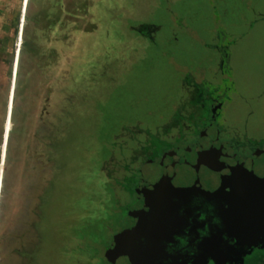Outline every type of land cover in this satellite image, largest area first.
Listing matches in <instances>:
<instances>
[{"label":"rangeland","instance_id":"374dc122","mask_svg":"<svg viewBox=\"0 0 264 264\" xmlns=\"http://www.w3.org/2000/svg\"><path fill=\"white\" fill-rule=\"evenodd\" d=\"M0 8V26L9 25L1 36L16 47L14 69L0 66V264H108V251L132 236L128 202L114 198L104 167L115 136L160 127L182 77L213 67L219 39L233 42L240 92L228 119L250 133L264 128V0H0ZM149 24L153 39L138 31Z\"/></svg>","mask_w":264,"mask_h":264},{"label":"flooded vegetation","instance_id":"af4514ba","mask_svg":"<svg viewBox=\"0 0 264 264\" xmlns=\"http://www.w3.org/2000/svg\"><path fill=\"white\" fill-rule=\"evenodd\" d=\"M261 17L264 21V13ZM157 29L149 24L138 31L153 39ZM218 42L213 67L182 77L180 94L167 120L154 132L134 125L127 129L136 135H116L119 141L104 167L118 190L114 198L122 196L128 202L125 214L131 223L127 228L132 231L150 205L163 202L187 185L206 186V197H196L187 205V216L161 232L160 239L151 237L150 247L158 241L169 252L195 250L214 226L226 229L223 225L228 221L222 224L220 220L223 215L232 218L227 226L234 235L230 247H247L239 257L207 256L202 263L183 256L177 261L153 259L149 263L144 259L142 264H264V128L250 133L246 125L228 119V109L240 92L230 66L233 42ZM248 213L253 220H245ZM131 234L123 246L134 238ZM181 238L186 243L181 244Z\"/></svg>","mask_w":264,"mask_h":264},{"label":"water","instance_id":"95a60500","mask_svg":"<svg viewBox=\"0 0 264 264\" xmlns=\"http://www.w3.org/2000/svg\"><path fill=\"white\" fill-rule=\"evenodd\" d=\"M205 187L206 186L201 185H187L172 193L163 202L150 205L144 212L142 218L138 219L134 230L131 231L134 234V238H132L128 245L114 247L108 251L105 255L107 261L111 264H142V260L144 259L151 263L153 259H158V261L159 259H163L164 261H177L185 256L188 260L192 259V261L196 263H202L207 256H211L214 259L217 257L218 259H224L226 256L236 257L237 255L239 257V254L244 251L247 246L243 245L236 249L230 247V242L234 238V235L231 236L229 234L231 229L227 226L232 218L225 219L226 217L224 218V215L220 217V220L222 224L228 221L226 223L227 225H223L226 229L214 226L208 234L200 239L201 241H198L195 250L176 249L175 251L169 252L166 246L164 244H159L158 241L154 243L155 245L150 247L149 239L151 237H153L154 240H157V237L160 239L161 232L175 225L180 218L184 219L187 216V205H192L193 201L197 199L196 197H206L207 193L204 191ZM228 203H230V200ZM248 205L249 203L245 204L247 209L249 208ZM246 208H243V210ZM248 214L245 220H253L254 216L250 213ZM220 246L224 247L218 249ZM209 247H214L215 249L209 250ZM189 251H192L191 255L188 254L190 253Z\"/></svg>","mask_w":264,"mask_h":264},{"label":"trees","instance_id":"16d2710c","mask_svg":"<svg viewBox=\"0 0 264 264\" xmlns=\"http://www.w3.org/2000/svg\"><path fill=\"white\" fill-rule=\"evenodd\" d=\"M26 5H27V3H26ZM0 15H2V16L4 15L3 14V8H0ZM26 18H28V17L26 16ZM7 25H8V23L2 22V24L0 26V29H1L0 30L1 31L0 32V66L3 65V64H8L10 66V69H11V66H12L13 61H14V52L16 51V47L14 46V40L13 39L8 42L7 37H4L3 38V36H1L3 33H6L7 30H9V25L8 26ZM47 26L49 28H51L50 31H52L53 28H56V25H51L50 23ZM18 30H19V26H18ZM18 30L16 29L15 37H16V34H17V31ZM21 35H22V32H21ZM26 46H27L26 39H23L22 40V43H21V49L18 50L19 53L17 52V61H16L15 74H14L15 88H13L14 94L12 96L11 113H10V122H12V123L15 122L16 107L14 105V101H15L16 97L19 95L18 94V90H19V88L21 86L20 74H21L22 61H23L22 55L24 53V49L26 48ZM13 69H14V64H13ZM10 74H11V71L9 70L8 71V74H5L6 79L7 78L9 79ZM8 84L9 83H7V86H8ZM2 91H3V89H0V93ZM7 105H8V98L6 97V99L4 101V116H5V110L7 112V108H5ZM58 127H59V125H55L54 126L53 135H55V136L57 135ZM9 132H10V130H9Z\"/></svg>","mask_w":264,"mask_h":264},{"label":"bare ground","instance_id":"6f19581e","mask_svg":"<svg viewBox=\"0 0 264 264\" xmlns=\"http://www.w3.org/2000/svg\"><path fill=\"white\" fill-rule=\"evenodd\" d=\"M17 61V59H16ZM15 67H16V62H15ZM14 74H15V70H14ZM13 79H14V75L12 76V80H11V89H10V92H11V98L13 96V88H14V82H13ZM10 104V103H9ZM9 107L11 108V104L9 105ZM8 113H9V110H8ZM6 117H8V114L6 112ZM5 117V119H6Z\"/></svg>","mask_w":264,"mask_h":264},{"label":"clouds","instance_id":"9594fccd","mask_svg":"<svg viewBox=\"0 0 264 264\" xmlns=\"http://www.w3.org/2000/svg\"><path fill=\"white\" fill-rule=\"evenodd\" d=\"M179 242H180L181 244L186 243V241H185L183 238H181Z\"/></svg>","mask_w":264,"mask_h":264},{"label":"crops","instance_id":"0c3cea01","mask_svg":"<svg viewBox=\"0 0 264 264\" xmlns=\"http://www.w3.org/2000/svg\"><path fill=\"white\" fill-rule=\"evenodd\" d=\"M1 161V160H0Z\"/></svg>","mask_w":264,"mask_h":264}]
</instances>
